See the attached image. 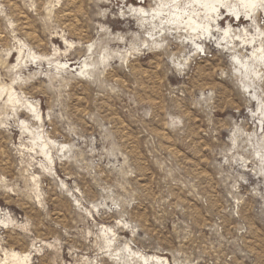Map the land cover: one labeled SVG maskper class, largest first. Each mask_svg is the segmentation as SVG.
<instances>
[{
  "label": "rangeland",
  "instance_id": "rangeland-1",
  "mask_svg": "<svg viewBox=\"0 0 264 264\" xmlns=\"http://www.w3.org/2000/svg\"><path fill=\"white\" fill-rule=\"evenodd\" d=\"M143 1L0 0V264H143L118 260L125 243L264 264V73L244 89L212 36L153 43L130 12Z\"/></svg>",
  "mask_w": 264,
  "mask_h": 264
},
{
  "label": "bare ground",
  "instance_id": "bare-ground-1",
  "mask_svg": "<svg viewBox=\"0 0 264 264\" xmlns=\"http://www.w3.org/2000/svg\"><path fill=\"white\" fill-rule=\"evenodd\" d=\"M149 4L147 10L139 5L131 6L130 12L137 15L143 24L153 26V30L159 29L157 34H150L153 43H158L155 38L158 35L161 38L160 42L163 40L162 37L165 36V32L160 35L163 31L173 30L175 33L183 35L187 43L201 50L202 39L207 35L212 36L215 37L219 47L225 49L232 56L235 63L233 68L237 69L244 89L251 87L250 80L253 83L255 79L262 77L264 73V26L260 27L257 18L260 12L264 11V0H149ZM222 10L226 12V15H232L234 19L241 15L243 16L241 18H248L250 21L246 20L245 23H248L249 27L242 25L241 28H234L230 22H226V26L222 27V22L219 21L223 17ZM178 39L180 38L178 37ZM63 66H67L70 70L75 67L68 63H64ZM81 69V66L75 67L76 72ZM247 91L251 93L250 90ZM6 94L7 102L14 104V106L22 103L13 88L9 87ZM24 103L29 108L25 107L29 116L37 117L38 121L39 116L35 106L27 101ZM260 106H262V102H260ZM21 123L23 129L31 136L33 145L39 149L40 154L51 161L49 155L51 141L45 139L40 132L29 127L25 122L22 121ZM261 154L264 158V152ZM102 230L104 232L109 231L107 228ZM117 251L119 254L115 256H118V260H122L126 256L130 260L136 259L137 262L143 264H165L166 262L160 256L143 255L133 251L126 243L123 249H117ZM12 258L22 262L17 255H13Z\"/></svg>",
  "mask_w": 264,
  "mask_h": 264
}]
</instances>
